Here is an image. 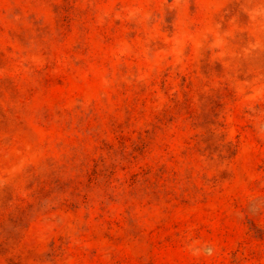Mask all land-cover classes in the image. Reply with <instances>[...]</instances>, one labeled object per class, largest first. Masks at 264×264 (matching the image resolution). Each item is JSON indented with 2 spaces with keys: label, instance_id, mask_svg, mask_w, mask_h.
<instances>
[{
  "label": "rangeland",
  "instance_id": "rangeland-1",
  "mask_svg": "<svg viewBox=\"0 0 264 264\" xmlns=\"http://www.w3.org/2000/svg\"><path fill=\"white\" fill-rule=\"evenodd\" d=\"M0 264H264V0H0Z\"/></svg>",
  "mask_w": 264,
  "mask_h": 264
}]
</instances>
